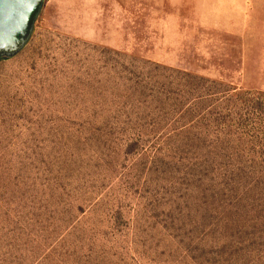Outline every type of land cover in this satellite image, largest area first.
I'll return each instance as SVG.
<instances>
[{
    "label": "rangeland",
    "instance_id": "rangeland-1",
    "mask_svg": "<svg viewBox=\"0 0 264 264\" xmlns=\"http://www.w3.org/2000/svg\"><path fill=\"white\" fill-rule=\"evenodd\" d=\"M0 264H264V0H44L0 59Z\"/></svg>",
    "mask_w": 264,
    "mask_h": 264
},
{
    "label": "water",
    "instance_id": "water-1",
    "mask_svg": "<svg viewBox=\"0 0 264 264\" xmlns=\"http://www.w3.org/2000/svg\"><path fill=\"white\" fill-rule=\"evenodd\" d=\"M44 0H0V59L18 54L29 42Z\"/></svg>",
    "mask_w": 264,
    "mask_h": 264
}]
</instances>
